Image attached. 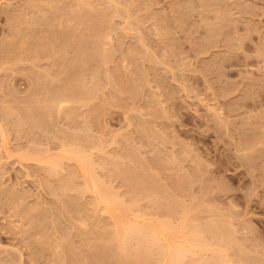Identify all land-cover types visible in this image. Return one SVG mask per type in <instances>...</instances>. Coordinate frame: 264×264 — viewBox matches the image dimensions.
Masks as SVG:
<instances>
[{"label":"rangeland","instance_id":"rangeland-1","mask_svg":"<svg viewBox=\"0 0 264 264\" xmlns=\"http://www.w3.org/2000/svg\"><path fill=\"white\" fill-rule=\"evenodd\" d=\"M107 211L264 264V0H0V264H156Z\"/></svg>","mask_w":264,"mask_h":264},{"label":"bare ground","instance_id":"bare-ground-1","mask_svg":"<svg viewBox=\"0 0 264 264\" xmlns=\"http://www.w3.org/2000/svg\"><path fill=\"white\" fill-rule=\"evenodd\" d=\"M67 99L69 100V97L64 96V95H60V96H56V98H53V101H52V102H53L54 106L57 108V110H59V109L61 110V108H63L64 105L67 104V103H65V102L68 101ZM65 150H66V148H65ZM68 150H69V151H68ZM68 150H66V151H64V152H66V153H67V151H68L69 153L71 152L72 155L75 154L74 152H76L77 150L80 151L79 149H77V150H76V149H73V150L68 149ZM74 150H75V151H74ZM78 151H77V152H78ZM72 152H73V153H72ZM77 152H76V153H77ZM68 155H69V154H68ZM77 155H80V153H78ZM81 155H82V154H81ZM81 155H80V156H81ZM80 156H79V158H80ZM85 156H86V155H85ZM85 156H83V157H85ZM74 157H75V156H74ZM83 157H82V162H81V161H80V162H77V163H76L77 166H75V167L79 170V171H78V172H79L78 174L80 175V177H79V178H80V181H79V183H80L79 186H80V187H79V186H77V187L81 188V190H82L83 193H84V192H91L92 199L90 198V200H91V203H90V204L95 205L96 203L99 202V199H100V198L102 199V197H100V193H99L98 188H97V187L99 186V185L97 186L98 181H96L95 178H94V179H90L89 176H88V174H92V173H88L89 168H90V165H91V164L88 162V159H87V161H86V158H88V157H85V158H83ZM40 158H41V157H40ZM74 159L76 160V158H74ZM80 159H81V158H80ZM83 159L85 160V163H86V169H85V167L83 166V162H84ZM89 159H90V158H89ZM37 160H40V159H37ZM75 160H74V162H76ZM52 161H54V162H51V163L49 162L50 165H51L52 163H53L52 165H55V164L57 163V162L55 163L56 160H53V159H52ZM78 161H79V160H78ZM89 161H90V160H89ZM87 162H88V164H87ZM54 163H55V164H54ZM85 163H84V165H85ZM86 170H87V171H86ZM90 172H91V171H90ZM79 175H78V176H79ZM92 176H93V174H92ZM94 177H95V176H94ZM99 183H100V182H99ZM79 188H77V189H79ZM100 188H101V187H100ZM81 190L79 189V191H81ZM100 190H101V189H100ZM104 190H105V189H104ZM104 200H105V199H104ZM107 201H108V200H107ZM121 201H122V200H121ZM101 202H103V201H101ZM134 202H135V201H133V203H134ZM120 203H121V202H120ZM122 203H123V202H122ZM101 204H102V203H101ZM97 205H98V204H97ZM103 205H104V204H103ZM103 205H102V206H103ZM106 205H107V204H106ZM110 205H111V204H110ZM122 205H123V204H122ZM133 205H134V204H133ZM124 206H125V205H124ZM90 207H92V206L90 205ZM109 207H110V206H109ZM126 207H127V206H126ZM132 207H133V206H132ZM100 208H101V207H100ZM127 208H128V207H127ZM127 208H126V209H127ZM129 208H130V207H129ZM137 208H138V206H137ZM130 209H131V208H130ZM130 209H129V210H130ZM138 209H139V208H138ZM140 210H141V209H140ZM133 211H134V210H133ZM135 211H136V210H135ZM135 211H134V212H135ZM107 212L109 213V217H111V219H112V221H113V223H112V222H110V223H112V228H113V226H114L115 231H118L119 229H121V228L124 226L126 229H129V230H128V233H126L125 231H127V230L123 227L124 230H125V231H123V232L126 233V234H124V235H127V236H128V235H130V234H129V232H130V233H133V234H134V237H137V236H138V239H137V238L135 239V240H138L137 242L135 241V245L139 242V243L137 244L138 246L136 245L138 248H135V250H138V251H135L133 254L130 255L129 253H127L128 250H126V246H124V247H125L124 249H122V248H116V249H119V250H118L119 252H120L121 250H122V251L126 250L127 252H126V251H124V252H126L127 255L129 254L130 256H133V255L135 254V255H134V258H136L135 256L138 255V254H136V252H138V253L141 255V253L144 254L145 252L147 253V252L149 251V253H147V255L150 256V252L152 251V250H150L151 248H150V247H146V248H150L148 251H147V249L142 250V248H145L146 245H145V243H144V245H145L144 247H142V245H140V242H141V244H143L141 239H144L145 237H144V238H141V237H143L144 235H147V238H148V239L146 238V239H145L146 241H147V240H148L149 242H150V240L152 241V242H150L149 244L154 243L153 245H156L157 248H158V247L160 248V249H159V252L156 251V252L158 253L157 256H156V254H155L156 258L153 257L154 261L157 262L156 264H160L161 259H162L163 256H164V253L167 255V252H168V251H170V252H171V250L174 251V249H172V247H171V250H168V251L166 250V248H168V247L164 245V244H165V243H164V240H165V239H164L163 242H162L161 237H160L161 233H160V230L157 229V227H155V226H151V225H150V226H147V225H146V226H143V225L136 226L137 223H136L135 220H134V221H135L134 223L131 222V221L127 223V222L125 221V223H127V224H125L124 221L122 222V220H121L122 224H124V225H121V226H120V225H119L120 223L118 224V222H116V221L113 219V216L111 215V212H109V211H107ZM138 212H139V211H138ZM138 212H137V214H138ZM141 213H142V212H141ZM140 215H141V214H140ZM142 215H144V214H142ZM146 215H147V214H146ZM123 217H125V216H123ZM107 218H108V217H107ZM131 219H132V218H131ZM131 219H130V220H131ZM108 220H109V219H108ZM109 221H110V220H109ZM118 221H119V220H118ZM163 222H164V220H163ZM135 223H136V225H134ZM146 223H147V221H146ZM146 223H145V224H146ZM113 224H114V225H113ZM142 224H144V223H142ZM145 224H144V225H145ZM166 224H167V222H166ZM166 224H165V225H166ZM168 224H170V223H168ZM138 225H139V224H138ZM165 225H164V226H165ZM157 226H159V225H157ZM167 226H168V225H167ZM168 227L170 228V225H169ZM161 228H165V227H161ZM161 228H160V229H161ZM104 229H106V228H104ZM122 230H123V229H122ZM130 230H132V231H130ZM172 230H173V229H171V231H172ZM110 231H111V230H110ZM119 231H120V230H119ZM123 232L121 233L122 235H123ZM134 232H135V233H134ZM161 232H162V231H161ZM163 232H164V230H163ZM163 232H162V233H163ZM159 233H160V234H159ZM113 234H114V233H113ZM118 234H120V232H119ZM133 234H132L131 236H133ZM135 234H136V236H135ZM164 234H165V232H164ZM164 234H163V235H164ZM124 235H123V236H124ZM163 235H162V237H163ZM118 237H119V236H118ZM121 237H122V236H120L119 238H121ZM124 237H125V236H124ZM139 237H140L141 239H140ZM122 238H123V237H122ZM122 238H121L120 240H122ZM164 238H165V237H164ZM199 238H201V237H199ZM123 239H124V238H123ZM139 239H140V240H139ZM162 239H163V238H162ZM166 239H167V238H166ZM171 240H172V239H171ZM197 240H198V239H197ZM197 240H196V241L194 240V242H197ZM117 241H118V240H117ZM143 241H144V240H143ZM165 241H166V240H165ZM172 241H173V240H172ZM172 241H171V245L173 244V246H174L175 244L172 243ZM122 242H124V240L121 241V244L125 245V244H124L125 242H124V243H122ZM201 242H202V241H201ZM118 243H119V242H118ZM118 243H117V244H118ZM147 243H148V242H147ZM163 243H164V244H163ZM199 243H200V241H199ZM149 244H147V246H149ZM166 244H167V243H166ZM119 245H120V244H119ZM139 245H140V246H139ZM151 245H152V244H151ZM168 245L170 246L169 241H168ZM176 245H178V244H176ZM176 245H175V246H176ZM192 245H193V244H192ZM117 246H118V245H117ZM120 246L123 247L122 245H120ZM164 246H165L166 248H164ZM175 246H174L173 248H176V249H175V252H176V250H177V253H175V252H174V253H175L176 255H177V254L179 255L180 253H183V255H184V251H185V249H183V251L181 250L182 252H179V250H180L179 245L176 246V247H175ZM118 247H119V246H118ZM139 247H140V248H139ZM185 247H186V246H185ZM185 247H182V245H181V249H182V248H185ZM168 249H169V248H168ZM186 249H187V247H186ZM188 249H189V250H188ZM188 249H187L186 251H187L188 253H191L192 250H191L190 248H188ZM139 250H140V251H143V252L145 251V252H144V253H143V252H139ZM165 250H166V252H165ZM122 251H121V253L124 255V252H122ZM189 251H190V252H189ZM152 252H153V251H152ZM187 252H186V253H187ZM126 253H125V255H126ZM174 253L172 252V255H174ZM119 254H120V253H119ZM122 254H121V255H122ZM125 255L123 256L124 258L122 257L124 260H125V258L127 257V256L125 257ZM140 255H139V257L137 256L138 259L141 258ZM145 255H146V254H144L143 256H145ZM166 255H165V256H166ZM170 255H171V253H169V256H170ZM183 255H182V256H183ZM152 256H154V255L151 254V257H152ZM165 256H164L163 259H165V261H166L167 258H165ZM169 256L167 255V257H169ZM184 256H186V255H184ZM128 257H129V256H128ZM120 258H121V257H120ZM120 258H119V259H120ZM170 258H171V257H170ZM138 259H137V260H138ZM163 259H162V260H163ZM176 259H179V258H176ZM180 259H181V257H180ZM165 261H162V262H163V263H167L168 261L170 262L169 259L167 260V262H165ZM175 261H177V260H175ZM206 261H207V260H206ZM178 262H179V261H178ZM178 262H177V264H178ZM207 262H208V261H207ZM163 263H162V264H163ZM171 263H173L172 260H171ZM191 263H192V262H191ZM193 263H194V262H193ZM193 263H192V264H193ZM151 264H154V263H151ZM175 264H176V263H175ZM199 264H200V263H199ZM206 264H207V263H206ZM208 264H210V263H208Z\"/></svg>","mask_w":264,"mask_h":264}]
</instances>
